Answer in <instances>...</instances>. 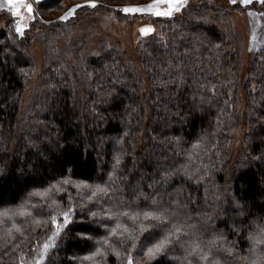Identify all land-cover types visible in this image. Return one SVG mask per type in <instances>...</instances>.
Returning a JSON list of instances; mask_svg holds the SVG:
<instances>
[{"label":"trees","instance_id":"trees-1","mask_svg":"<svg viewBox=\"0 0 264 264\" xmlns=\"http://www.w3.org/2000/svg\"><path fill=\"white\" fill-rule=\"evenodd\" d=\"M90 2L97 6L89 7ZM153 2L42 0L23 36L15 32L11 14L5 15L7 29L0 34V211L25 206L31 215L0 223V264H21V257L24 264H35L55 231L50 217L69 208L72 222L43 264H94L84 257L107 234L104 225H114L108 210L146 208L152 201L175 212L173 219L184 224L188 235L174 239L149 262L137 255L148 233L136 232L134 264H205L196 257L182 260L187 247L182 242L190 240L205 251L214 242L210 257L216 264H247L243 257L255 258L249 236L264 225V46L251 54L249 73L240 77L230 11L211 0L152 21L154 32L140 42L138 58L105 41L101 53L93 54L88 36L71 37L69 27L78 16L62 20L72 9L80 15L110 9L124 17L122 9ZM39 25L46 30L40 36L46 48L42 67L31 52ZM60 35L69 38L66 48L56 39ZM241 90L250 102L247 108ZM244 117L246 151L231 168L226 148ZM117 157L120 164L113 172ZM98 184L107 191L92 196ZM62 218L58 215L57 222ZM121 222L136 228L126 217ZM82 232L95 239L82 238ZM261 249L264 245L257 249L264 255ZM95 259L117 264L111 254L106 261Z\"/></svg>","mask_w":264,"mask_h":264},{"label":"snow or ice","instance_id":"snow-or-ice-1","mask_svg":"<svg viewBox=\"0 0 264 264\" xmlns=\"http://www.w3.org/2000/svg\"><path fill=\"white\" fill-rule=\"evenodd\" d=\"M36 2L38 3L39 0H36ZM230 2L236 4L237 0H230ZM253 2L254 0H240L241 5L244 7H247ZM255 2L264 5V0H255ZM4 5L7 6V10L16 21L15 32L18 35L23 36L26 30L24 21L26 19L28 21L34 19L33 3L31 0H0V9H2ZM186 5L187 0H154L153 3L146 7H126L122 9V11L125 14L148 13L156 17L171 18L173 13L181 11ZM88 6L95 8L97 5L95 2H90ZM75 11L76 9H72L71 13H75ZM151 31L153 30L150 28H144L141 29V34L148 35ZM252 43L253 47H255V34H253ZM193 147L197 148L199 145H194ZM119 164L120 159L117 157L115 164L113 165V172L116 171ZM185 173L189 178L193 175V173H189L187 169H185ZM112 179L113 177L110 175L109 180ZM63 183H67V181H64ZM52 187H56V185H53ZM60 190L61 189L57 188V191ZM48 191H51V189ZM106 191L107 189L105 186L98 184L96 185L95 191L92 192V196H95L97 193H106ZM46 194L47 193H34V195L41 196ZM52 202L55 203V200ZM24 207L25 206H21L20 209L16 210L5 209L4 211H0V223L5 219L12 220L13 217L17 215H31V213L24 211ZM108 212L109 215L107 218L109 220H114V225H104L107 229V234L100 239H96L95 242L97 247H95L94 252L91 255L84 257L86 260L94 261V264H100V262L95 259L97 256L103 257L106 261L109 254L116 257L117 264H125V261L126 264H134L136 257L133 256L132 253L137 249L136 232L140 235H143L145 232L148 233V235L144 237V240L139 243V252L137 255L146 256L149 262L164 253L174 242V239L179 240L181 235H188L184 224L173 219L175 212H170L167 207H160L156 201H152V204L146 208H131V206H129V210L113 212L109 209ZM9 213H11V215ZM58 215H62L63 217L62 224L57 223ZM92 215L95 216L96 213L93 212ZM72 216L73 209L69 208L50 217L55 231L52 232L48 242L44 243L43 251L40 253L41 259L37 261L36 264H43L49 250L55 246L56 239L72 222ZM122 217H126L130 220L133 225H136V228L132 229L128 225L123 224L121 222ZM144 221H153V223L146 224ZM36 223H40V221H36ZM13 227H15V224H13ZM188 227H191V225ZM16 230L18 232L20 231L19 228H16ZM7 234L11 235V229H7ZM81 236L85 239H95L94 237L88 236L86 232H82ZM249 240L252 242V248L250 251L255 253V258L249 260L248 257H243L242 259H244L247 264H264V255L257 252V249L260 248L261 245H264V225H260L257 232L249 236ZM128 241H132V243L129 244ZM184 243L187 244V247H185L186 255L182 260H188L189 257H196L197 260L205 262V264H216L215 257H210L214 242H210L207 251L201 247L197 240L182 242V246ZM261 252H264V249H261ZM124 253L127 255L125 256ZM21 264H24L23 257H21ZM188 264H192V262L189 260Z\"/></svg>","mask_w":264,"mask_h":264},{"label":"rangeland","instance_id":"rangeland-1","mask_svg":"<svg viewBox=\"0 0 264 264\" xmlns=\"http://www.w3.org/2000/svg\"><path fill=\"white\" fill-rule=\"evenodd\" d=\"M41 1L42 0H39L37 3L36 0H31L34 9L37 4L41 3ZM198 1L200 0H187V5L183 7L181 11L173 13L172 17L179 15L188 6V4L196 3ZM211 2L220 4L230 11V24L237 37L239 49L238 57L240 59V77L244 78L249 73L251 54L264 46V5L259 3L258 7H256L253 2L250 4L253 8H250V5L247 7L242 6L240 0H237L236 4H232L230 0H211ZM147 5L142 7H146ZM121 13L124 17H119L116 12L110 9H101L94 13H87L85 15H80V12L78 13L75 11V13L69 12L66 14L62 20H69L73 18V16H78L77 20L72 22L69 27L71 30V37L77 38L82 35L88 36V45L91 53L99 55L101 53L100 43L105 41L107 45L118 46L133 55L135 58H138L137 48L140 42L145 40L154 32V25L152 24V21H160L166 18L156 17L148 13L125 14L122 10ZM6 14H10V12L7 10V6L4 5L3 8L0 9V34L7 29ZM32 21L33 20L28 21L27 19L24 21L26 28L31 27L30 24ZM60 28L61 27H58L57 33L61 34L62 30ZM144 28H150L153 31H151L148 35H142L141 29ZM45 32L46 30L41 28L39 25V27L35 29V33L31 41V52L36 64H38V67H42L43 54L46 52V48H44L42 42L40 41V36ZM253 34H255L256 37L255 47H253L252 43ZM60 37L61 38L58 37L59 39H56L63 42V46L66 48L69 38L66 36L63 37L62 35H60ZM142 74L145 77V72L143 70ZM144 79L146 80V77ZM147 88V81H145L144 89L147 90ZM30 92V89L26 91L24 95L25 101L29 99L31 94ZM240 94L242 97V103L247 108L246 104L248 103L250 105V102L246 98L245 90H241ZM241 122V128L235 131L233 140L230 141L226 148V153L230 151L229 160L231 161V168H235V162L239 159L240 154L246 151L245 136H247L248 133L246 128V118L244 117ZM57 223L62 224L63 220L62 222L58 221ZM40 259L41 257L39 256L37 261Z\"/></svg>","mask_w":264,"mask_h":264}]
</instances>
